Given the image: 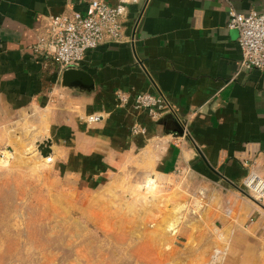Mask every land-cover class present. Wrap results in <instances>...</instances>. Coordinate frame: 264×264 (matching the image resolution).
I'll list each match as a JSON object with an SVG mask.
<instances>
[{
  "label": "crops",
  "instance_id": "1",
  "mask_svg": "<svg viewBox=\"0 0 264 264\" xmlns=\"http://www.w3.org/2000/svg\"><path fill=\"white\" fill-rule=\"evenodd\" d=\"M88 2L0 0V131L17 125L49 135L55 174L77 189L128 171L174 181L212 209L194 238L203 241L205 264H264V211L241 191V163L258 150L255 164L264 166V70L240 68L237 32L227 28L229 7L263 13L264 0H138L122 42L97 47L73 69L83 86L62 88L63 72L33 48L49 18L85 12ZM118 90L160 95L169 113L150 123L132 103L116 105ZM90 115L102 119L80 120ZM134 124L147 138L131 136ZM198 218L170 235L190 239Z\"/></svg>",
  "mask_w": 264,
  "mask_h": 264
},
{
  "label": "rangeland",
  "instance_id": "2",
  "mask_svg": "<svg viewBox=\"0 0 264 264\" xmlns=\"http://www.w3.org/2000/svg\"><path fill=\"white\" fill-rule=\"evenodd\" d=\"M37 131L17 125L0 131V264L206 263L203 241L194 238L211 208L185 197L172 180L131 171L77 189L67 176L55 174L53 139L36 137ZM38 138L51 142L48 159L38 158ZM166 200L178 204L181 213H165ZM194 202L203 209L192 208ZM258 208L264 211L263 205ZM196 215L188 226L190 239L173 238L176 226Z\"/></svg>",
  "mask_w": 264,
  "mask_h": 264
},
{
  "label": "built area",
  "instance_id": "3",
  "mask_svg": "<svg viewBox=\"0 0 264 264\" xmlns=\"http://www.w3.org/2000/svg\"><path fill=\"white\" fill-rule=\"evenodd\" d=\"M138 0H115L113 7L103 1L89 0L85 12L69 10L51 17L45 25L46 38L37 41L34 52H42L50 57L60 73L75 69L88 55L102 44L121 43L122 27L127 20L128 8ZM227 28L237 32V47L240 53V68L264 70V12L240 13L229 7ZM119 108L125 109L130 103L135 111L146 114L150 123L157 122L169 113V106L160 95L137 94L128 90H118L113 94ZM102 116H82L80 120L92 125L99 123ZM131 136L147 138L146 128L134 124ZM261 153L256 150L253 159L242 162L246 175L241 191L253 200L257 207L264 206V166H257ZM216 256V253H215Z\"/></svg>",
  "mask_w": 264,
  "mask_h": 264
},
{
  "label": "water",
  "instance_id": "4",
  "mask_svg": "<svg viewBox=\"0 0 264 264\" xmlns=\"http://www.w3.org/2000/svg\"><path fill=\"white\" fill-rule=\"evenodd\" d=\"M76 77L77 76H76V71L75 70H73V69L65 70L62 73V84H61L62 88L69 89V88L75 87V85H79V84L83 86V83H81V81H79V80H76ZM74 80H76V81H74ZM173 133L177 137L181 136V131L179 129H177V128H175L173 130ZM9 134L14 135L12 132L9 133ZM15 135H16L17 138L20 137L18 133H16ZM50 146H51V142H50L49 139H46V138H38V139H36V143L34 145V149L37 152H39V156H38L39 159L45 160V159L49 158L50 152L48 151V148ZM180 205H183V204H180ZM198 207L200 208L199 204L197 202H194L192 208L198 209ZM183 208L186 209L185 205H184ZM163 209H164L165 213H167L169 209H176L179 213H181V211L183 210V209H181L179 207L178 204L172 203L169 200L165 201ZM176 221L178 223V222H180V219H178Z\"/></svg>",
  "mask_w": 264,
  "mask_h": 264
},
{
  "label": "bare ground",
  "instance_id": "5",
  "mask_svg": "<svg viewBox=\"0 0 264 264\" xmlns=\"http://www.w3.org/2000/svg\"><path fill=\"white\" fill-rule=\"evenodd\" d=\"M150 181H151V180H150ZM151 183H152V182H147V184H146V187H148V189H147V190H148V193H150V192L152 191V187H149V186L151 185ZM172 226H174V225H172ZM172 226H171V227H172ZM216 254L219 255V253H217V252H216Z\"/></svg>",
  "mask_w": 264,
  "mask_h": 264
}]
</instances>
